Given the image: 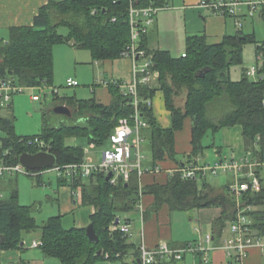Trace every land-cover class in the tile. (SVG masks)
Segmentation results:
<instances>
[{
	"label": "trees",
	"instance_id": "16d2710c",
	"mask_svg": "<svg viewBox=\"0 0 264 264\" xmlns=\"http://www.w3.org/2000/svg\"><path fill=\"white\" fill-rule=\"evenodd\" d=\"M131 0H48L34 16L32 25L9 29L7 42L0 43V79L24 87L51 85L53 74V46L57 43H72L77 48L90 51L93 60H115L131 41L128 9ZM138 7L162 6L165 0H132ZM262 11V10H261ZM263 13V11H262ZM264 15V13H263ZM115 18V20L113 19ZM65 26L67 32L58 31ZM253 42V35L241 28L233 34L226 33L222 40L209 44L203 33L189 34L185 38L184 56H173L170 51L150 48L147 32L140 33L137 49L151 56L150 69L158 75L155 83H139L138 112L145 122L140 132L147 141L151 159L145 166L155 168L166 158L175 157V131L180 130L186 117L191 118V158L201 154L205 147L201 141L209 131L216 133L223 127L240 125L245 153L259 165L255 172L261 180V188L241 194V208L250 206L246 214L257 235H264V80H251L245 70L239 79H231L229 67L241 63L243 46ZM261 53L263 62L256 64L264 71V44L258 45L255 55ZM119 80L108 82L112 96L108 104L92 97L74 100L64 98L66 105L73 107L82 122L75 124H50L44 121L40 134L48 151L56 157V165L80 163L84 157L82 146L67 145L66 137L84 136L94 145H103L109 140L119 118H130L134 106L130 97L119 89ZM163 92L164 106L170 115V126L158 122L152 107L156 90ZM183 99L177 103L176 99ZM149 101V102H147ZM60 103V102H59ZM60 103V104H61ZM71 114V115H72ZM4 132L0 138V157L9 150L7 160L15 163L23 152H34L19 142L9 118L0 117ZM33 135V136H34ZM208 163L207 161H203ZM201 162V163H203ZM200 163V162H199ZM55 165V166H56ZM180 167V166H179ZM148 172V171H147ZM141 175L140 178L144 176ZM137 173L132 172L127 181L119 179L112 184L100 172L89 176L73 175L71 179L57 176L58 185H67L76 198L80 190V203L93 208L89 219L98 241H90L85 227L62 225V214H56L41 224L32 215V208L22 205L17 199V189L9 197L0 198V253L21 249L26 233L38 230L40 251L57 258L62 264H96L103 260H115L129 251L139 254L135 244L128 242V232L118 227L116 219L135 208L139 201ZM211 176L185 179L179 171L174 172L164 183L152 181L142 192L153 196L152 205L145 213L158 212L166 206L169 214L205 207H217L219 215L213 220L212 235L220 240L222 232L237 214V200L231 194L228 181L217 186ZM233 180V178H232ZM37 182L41 183L40 176ZM129 223V218L122 220ZM120 222V221H119ZM113 225H117L113 228ZM102 250V254H97ZM12 264H23V261ZM139 264V263H138Z\"/></svg>",
	"mask_w": 264,
	"mask_h": 264
},
{
	"label": "rangeland",
	"instance_id": "374dc122",
	"mask_svg": "<svg viewBox=\"0 0 264 264\" xmlns=\"http://www.w3.org/2000/svg\"><path fill=\"white\" fill-rule=\"evenodd\" d=\"M167 2L168 8L159 10L155 15V18L156 16H161L162 19L160 30L156 31L157 35H155V38L159 44L169 47L173 56H180L186 46L185 35L196 33L192 28L196 27L195 29L197 30V28L201 27L203 25V18L199 12L191 11L186 14L187 18L185 19L183 9H175L178 2L180 4L183 3L181 0H167ZM261 14L260 9H258L252 17L245 15L239 26L234 25L233 19L230 16L227 17L230 23L229 33L235 32L236 28H241L245 33L253 35V42H247L243 46V59L241 63L233 64L229 67L231 79H239L245 68L255 65L258 60L257 55H255L256 47L264 44V17ZM148 28L149 30L154 29L153 26H148ZM58 31L65 34L67 29L65 26H59ZM67 44L57 43L53 46V76L51 77V85L43 83L40 86L25 87L22 91L12 94L9 102H0V114L11 120L16 135L33 136L34 134H40L45 124L44 121L53 125L82 122V118L80 119L77 113L66 116L54 112L53 108L63 102L64 98L89 100V98L97 96L102 103L108 102L111 99L109 89L104 87L100 81L110 82L116 79L118 76L115 74L116 71L114 69L112 71L108 67L111 61L114 60H105L106 65L104 66L101 62L98 63L92 59L90 51L87 48L83 49L74 46L69 50V53L59 49V47H64ZM55 46H58L57 51H55ZM120 58L128 60V64L124 67V73L129 75L128 73L132 72V58L128 56H121ZM142 62V60H138L137 64H142ZM68 77L75 79L77 84L68 85L66 83ZM93 86L96 89L95 91H92ZM33 95H36L37 99H32ZM67 106L70 110L73 109L71 105ZM211 135L212 132L209 131L204 135L202 141L205 143L209 142ZM65 143L67 145L82 146L84 151L83 158H91L94 163L100 162L102 151L110 145L109 140L103 145H90L84 136L66 137ZM141 147L144 165V163L151 159L150 150L145 139L141 142ZM224 152L229 154L228 158H231L230 152L226 149H224ZM209 156L208 160L214 158L211 154ZM261 173L264 177V167ZM40 179L41 183H38L37 176L33 175L23 173L5 175V178L0 180V190L3 193V198L9 197L12 190L17 189L19 203L31 206L32 215L38 224H41L53 215L62 214V225L64 227L71 225L78 226L82 223L83 225L81 226L86 227L90 222L89 213L91 207L89 205H82L77 201L73 202L70 198V187L58 185L57 172L55 170L44 169L41 171ZM209 180H213L217 186H224L228 181H232V176L220 173L216 177L209 178ZM64 197L69 200L65 201ZM73 199L76 200L75 197ZM129 214L131 215V213ZM126 215H120L122 220ZM191 216L194 220L192 222L190 221ZM197 216L198 211L196 209L190 212H173L171 215V227L174 235L185 237L198 236L196 227L194 228L195 223H197L195 222V219L198 218ZM32 239H39L38 230L25 234L24 240L26 244H29Z\"/></svg>",
	"mask_w": 264,
	"mask_h": 264
},
{
	"label": "built area",
	"instance_id": "2783aa9c",
	"mask_svg": "<svg viewBox=\"0 0 264 264\" xmlns=\"http://www.w3.org/2000/svg\"><path fill=\"white\" fill-rule=\"evenodd\" d=\"M201 5L211 9L215 14L230 15L235 19V24H241V17L246 14L252 17L255 12L260 9L264 13V0H201ZM168 8V5L155 6L149 5L146 7L136 6L132 0L129 5V25L131 41L122 51L121 56H128L132 58V79L130 82H119V89L130 97V102L134 106L133 115L119 118L118 124L115 126L113 133L109 136V147L105 148L101 153V160L99 163H94L93 160L84 159L80 163H71L64 166H52L44 169H53L57 172V176L71 179L73 175L82 174L89 176L95 172H104L106 175L111 173L109 181L112 184L117 183L119 179L127 181L132 172H136L140 178L141 175L149 170L143 165V154L141 150V142L143 137L140 132L145 122L141 119L138 112V92L137 87L139 83H148L156 79L158 72L150 69L151 56L146 55L142 50L137 49V43L140 33L146 31L147 27L153 22L156 13L159 10ZM115 20V18H113ZM184 56V54L182 53ZM259 62H263V55L258 54ZM138 60H142V64H137ZM245 74L253 81L264 80V71H260L258 65H252L245 68ZM116 81V80H115ZM66 83L68 85H76L77 81L68 78ZM101 84L108 85L107 81H100ZM25 87L14 84L10 79H0V102H9L12 94L20 92ZM33 99L37 96L33 95ZM149 102V101H147ZM264 106V99L262 100ZM1 138V137H0ZM19 142L32 150L48 151L47 144L39 136H29L27 138L20 137ZM91 145H93L91 143ZM30 152V151H26ZM30 152V153H34ZM9 150H5L3 156L0 157V180L5 178L7 174H27L33 176H40L44 169H27L19 163H11L7 160ZM259 165L250 155L245 154L241 157H222L214 163H199L197 160H191L183 166L177 168L181 177L185 179H192L196 177H216L220 173L229 174L233 176L232 183L229 185L231 194L236 196L237 200V214L233 221L227 223L228 235L224 237L220 245L214 244V238L211 232L203 235V243L189 242L184 247L174 249L171 248L165 241L160 242L157 246L150 248L142 243L139 246V264H154L158 258H175L181 259L183 253L187 251L198 252L202 254V262L206 263L208 260L207 250H223L228 258V264H242L244 258L248 254L249 247L257 245L264 249V235H257L251 225V219L246 214L250 210V206L239 207V199L241 194L246 190L257 192L261 188V180L255 172V166ZM239 175V176H238ZM76 194L80 196L79 188ZM0 198H3V193L0 190ZM118 219V218H117ZM118 227L127 231L129 223L121 220ZM120 221V222H119ZM117 227V225H115ZM113 228L114 225L112 226ZM39 240H32L31 246H38Z\"/></svg>",
	"mask_w": 264,
	"mask_h": 264
},
{
	"label": "crops",
	"instance_id": "0c3cea01",
	"mask_svg": "<svg viewBox=\"0 0 264 264\" xmlns=\"http://www.w3.org/2000/svg\"><path fill=\"white\" fill-rule=\"evenodd\" d=\"M165 1L167 4V0ZM47 2L48 0H0V43L7 42L9 29L11 27L32 25L34 16L38 14L40 7H43V5H45ZM181 2L183 3L180 4V2H178L176 4L175 9H183V16L185 19L187 18L186 14L191 11H194L196 13L199 12V14L202 16L203 25L197 28V30L195 29L196 27H193L192 30H195L196 32L194 34L203 33L205 35L206 42L209 44L220 42L226 33L233 34L238 29L235 27V32L229 33L230 23L227 17H229L230 15L224 16L215 14L211 9L202 6L201 0H181ZM260 13H262V11H260ZM245 15L246 14L242 15L241 20L245 17ZM261 15L264 17L263 13ZM230 18L233 19L234 25L238 26L235 24V19L231 16ZM161 21V16H156V18L153 19V22L149 25V27L153 26L154 29L149 30V28L147 27L145 32H147L148 35V46L150 48H160L170 51L171 49L169 47L159 44V42H157L155 38V35H157L156 31L160 30ZM187 35L189 34H186L185 38ZM67 45H64V47H59V49L65 50L66 53H69V50L74 46L72 45V43H68ZM57 48L58 46H55V51L58 50ZM96 61L98 63L101 62L102 64H104V66L106 65V63L104 62L105 60ZM127 64L128 60H124L120 57L115 59L114 61H111L108 67H110L112 71L114 69L116 71L115 74L118 75L116 79H114V81H131L132 72L128 73L129 75L124 73V67ZM151 82L155 83V80ZM103 86L108 88V85L103 84ZM95 90L96 89L93 86L92 91ZM95 98L102 103L100 98H98L97 96ZM111 99L108 102H104V104H108ZM180 100H182L181 103H183V99L181 98H177L176 102L180 103ZM8 106H10V104H8ZM152 107L160 125L163 127L170 126L171 114H169L168 110H166L164 106L163 92L160 89L156 90L152 98ZM0 117L5 116H2L0 114ZM143 127H145V125ZM3 134L4 132L0 127V137H2ZM142 137L144 140V136ZM210 137L211 139L207 143L201 140L205 147L201 151V154L194 156L193 158H191V160H197L200 163L203 161L214 163L219 158H228L229 154L224 152V149L231 153V157H241L246 154L244 150V141L242 139V127L240 125L223 127L216 133H212ZM190 140L191 118L188 116L184 119L182 128L175 131L174 159L166 158L158 163L155 168L146 166L149 168L148 172H146V174H144V176L139 179L137 185L139 187V201L135 205V208L125 213V215H127L124 216V219L129 218V228L127 230L128 242L135 244V249H139V246L142 243H144V245H146L147 247L153 248L162 241L168 243L171 248L178 249L184 247L189 242L203 243V235L207 232L212 233V222L220 213V209L217 207H205L202 209H196L198 211V218L195 219V222L197 223H195L194 228L196 227L198 236L194 237L174 235L171 227L172 214H169L166 206H162L158 212L145 213L146 209H148L152 205L154 199L151 194L148 195L146 193H143L142 188L152 181L164 183L167 180V177L177 171V168L179 166H183L185 163H187V156H189L190 152L192 151V143L190 142ZM209 154L214 156L212 160H208V157H210ZM149 161H147V163ZM70 194L71 196H69L73 200V202H80V196L78 194H76V200L73 199L74 197L72 190ZM64 200L67 201L69 199L64 197ZM193 210L195 209L188 210L186 212H190ZM92 212L93 208L91 207L89 216ZM129 213H131V215ZM190 221H194L192 216L190 218ZM81 225H83V223L78 226ZM72 226L76 225H71L65 228H70ZM114 227L116 228L115 225ZM227 235L228 229H225L220 236V240L215 239L214 244L220 245L221 241ZM31 242L29 244H26L24 240V245L21 249L1 251L0 264H12L18 263L20 261H23V264H62L57 258L44 255L40 251L38 246H31ZM248 251L249 252L244 258L242 264H264V249L261 250L259 246L252 245L249 247ZM207 253L208 260L206 263L202 262L201 253L187 251L183 253L181 259H175L172 257L158 258L157 262H155L154 264H228V258L226 257V253L222 249L207 250ZM137 255L139 254H135L133 251H129L119 259L103 260L96 264H138L139 257Z\"/></svg>",
	"mask_w": 264,
	"mask_h": 264
},
{
	"label": "water",
	"instance_id": "95a60500",
	"mask_svg": "<svg viewBox=\"0 0 264 264\" xmlns=\"http://www.w3.org/2000/svg\"><path fill=\"white\" fill-rule=\"evenodd\" d=\"M55 113L63 114L66 116H70L72 114V111L70 108L65 104H57L53 108ZM19 163L26 167L27 169H44L48 167H52L56 165V157L53 153L49 151H37L34 153L30 152H23L19 155L18 159ZM101 175H104V172H100ZM105 176L106 180H109L111 173L108 172ZM118 220V219H117ZM86 235L88 236L90 241H93L94 243L98 241V236L95 233L93 224L90 222L85 227ZM97 254H102V250L98 251Z\"/></svg>",
	"mask_w": 264,
	"mask_h": 264
}]
</instances>
